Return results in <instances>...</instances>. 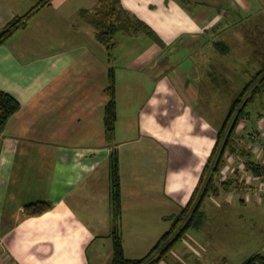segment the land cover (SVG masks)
Returning <instances> with one entry per match:
<instances>
[{
	"label": "crops",
	"instance_id": "crops-1",
	"mask_svg": "<svg viewBox=\"0 0 264 264\" xmlns=\"http://www.w3.org/2000/svg\"><path fill=\"white\" fill-rule=\"evenodd\" d=\"M187 1L122 0L123 8L147 23L165 46L144 34L119 32L126 36L111 60L83 15L100 0H53L0 46V89L21 103L0 134V264H112L115 150L128 259L146 258L171 230L173 217L189 205L225 122L213 123L198 106L211 101L212 81L228 64L229 40L239 35L236 23L251 9L264 21V0ZM32 9L21 0H0V32ZM225 23L231 27L222 29ZM184 40L188 65L174 63L172 56L160 60L164 49ZM211 55L219 61L212 63ZM111 67L118 121L109 144L104 119ZM194 70L199 79L192 80L198 75ZM262 113L250 132L248 124L240 128V141L264 165ZM228 160L227 177L264 183L240 156ZM242 192L243 197L225 192L226 202L251 203ZM259 196L262 202L264 195ZM42 203L51 207L27 215L28 206ZM176 246L159 264H176Z\"/></svg>",
	"mask_w": 264,
	"mask_h": 264
},
{
	"label": "trees",
	"instance_id": "trees-1",
	"mask_svg": "<svg viewBox=\"0 0 264 264\" xmlns=\"http://www.w3.org/2000/svg\"><path fill=\"white\" fill-rule=\"evenodd\" d=\"M53 0H39V3L25 16L11 21L0 32V46L11 38L19 29L26 25L34 14L41 8L50 6ZM83 15L95 28L96 37L103 44L110 56L114 55L117 47L116 36L119 32H125L130 36L147 35L160 45L165 43L155 31L145 22L131 15L123 8L122 0H100L97 7L92 11H83ZM110 84L107 95L110 97L105 111V129L109 144L115 138L118 121V107L116 102V74L113 67L109 71ZM253 91L252 97L248 94ZM264 95V65L243 92L233 101L229 114L223 127L219 130L218 142L213 155L205 168L203 178L189 205L182 212L173 217L171 230L167 232L152 252L144 259L130 260L126 257L121 234L122 203L121 182L119 172V158L117 150L111 156V188L113 198L114 225L111 237L114 242V257L112 264H159L166 259L173 248L183 240L189 232L199 229L204 224L205 214L203 206L205 201L212 196H219L224 189L227 193L242 191L243 181L240 175L228 177L222 180L223 171L227 165V156H240L245 160L248 169L257 176H264V165L253 159L251 150L241 146L240 128H245L256 111L250 110L256 96ZM244 102V104H243ZM21 109L20 101L12 94L0 89V134H2L10 119ZM261 113V112H260ZM258 113V114H260ZM257 114V117H258ZM264 113H262L263 115ZM261 115V114H260ZM246 125V126H245ZM219 151V152H218ZM218 153V154H217ZM51 205L42 203L27 207V215L34 216L44 213ZM244 264H264V254L259 253L251 256Z\"/></svg>",
	"mask_w": 264,
	"mask_h": 264
},
{
	"label": "rangeland",
	"instance_id": "rangeland-1",
	"mask_svg": "<svg viewBox=\"0 0 264 264\" xmlns=\"http://www.w3.org/2000/svg\"><path fill=\"white\" fill-rule=\"evenodd\" d=\"M38 2L39 0H21V3H31V9ZM185 2L188 3L187 0ZM254 11L251 9L236 23L239 27V35L243 31L241 28H244L243 40L239 35L237 38L234 37L229 40L232 44L229 43V46L233 47V50L227 55L228 64L220 73L222 76H218V80L212 81L211 101L208 100L205 105L200 104L198 106L201 112H205L213 120V123L218 125L226 120L233 101L243 92L246 85L254 79L255 74L264 65V21L258 20L262 16L254 14ZM228 25L231 27L230 23H225L222 24L221 28H227ZM124 36H126L124 33L117 36L118 45L121 44ZM146 39L150 45H154L152 40ZM185 40L176 46L164 49L160 53V60L168 62L171 56L174 59L177 56L176 53L180 52L177 58L171 61L181 64L182 67L188 65L191 54L183 52L182 47L186 45ZM129 41L133 40L129 39ZM145 41L138 42V46L142 47ZM201 41H196L197 45L192 49H197ZM242 42L243 46H241ZM211 56L212 63L219 61L213 55ZM182 69L181 71H184ZM195 73L198 75L191 76L192 80L199 79L201 76L199 71L194 70L193 74ZM220 82L222 85L219 84ZM206 88L208 89V86ZM252 94L253 91L248 94L249 98L252 97ZM250 110L256 111V113H253L248 122L247 133L256 127L257 114L264 111V96H256ZM228 159L229 156H227ZM225 192L226 190L223 189L221 197L213 196L205 201L203 208L206 214L204 226L199 231H191L185 241L177 244L174 249V253L177 252V259L173 260L176 264H243L255 254H264V199L262 198L261 202V197L254 191L248 195L252 200L251 203L241 204L242 200L235 198L238 202L236 205L226 202ZM244 194L242 191H237L235 196L243 197Z\"/></svg>",
	"mask_w": 264,
	"mask_h": 264
},
{
	"label": "built area",
	"instance_id": "built-area-1",
	"mask_svg": "<svg viewBox=\"0 0 264 264\" xmlns=\"http://www.w3.org/2000/svg\"><path fill=\"white\" fill-rule=\"evenodd\" d=\"M262 119L264 121V114L262 115ZM260 133L259 132H253L251 133V136L254 139H259L260 138ZM264 146V144L262 145ZM231 158V161H234L236 159L235 156H231L229 157V159ZM232 171H234V169H232ZM227 172H223V176H222V180L227 179ZM243 181V190L246 192V195H250L251 192L256 191L258 194L264 195V183L262 181H260V183L258 182L257 184L253 183V180H242ZM241 181V182H242Z\"/></svg>",
	"mask_w": 264,
	"mask_h": 264
}]
</instances>
